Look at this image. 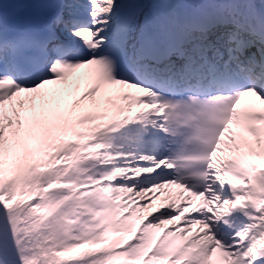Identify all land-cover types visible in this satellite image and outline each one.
<instances>
[{
    "label": "snow or ice",
    "instance_id": "6c2138e0",
    "mask_svg": "<svg viewBox=\"0 0 264 264\" xmlns=\"http://www.w3.org/2000/svg\"><path fill=\"white\" fill-rule=\"evenodd\" d=\"M0 264H264V0H0Z\"/></svg>",
    "mask_w": 264,
    "mask_h": 264
}]
</instances>
